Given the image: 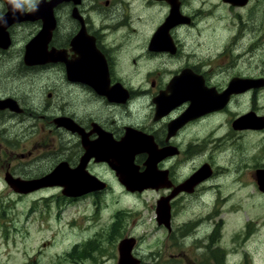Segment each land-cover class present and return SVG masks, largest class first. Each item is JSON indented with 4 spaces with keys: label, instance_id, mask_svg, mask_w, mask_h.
<instances>
[{
    "label": "flooded vegetation",
    "instance_id": "1",
    "mask_svg": "<svg viewBox=\"0 0 264 264\" xmlns=\"http://www.w3.org/2000/svg\"><path fill=\"white\" fill-rule=\"evenodd\" d=\"M207 1L209 8L200 7ZM262 1L16 0L10 5L9 0H0V17L7 19V23L0 21V176L8 185L7 178L18 180L15 188L9 185L15 199L32 200L28 209L38 212L43 222L52 210L58 219L77 207L69 223L79 233L88 230L86 205L93 210L89 215L102 217L105 198L116 187L127 198L153 191L157 194L155 231L164 233L169 258L160 261L163 251L158 250L148 262H242L240 248L254 236L255 222L249 221L241 233L233 231L226 243L227 228H233V223L219 218L213 205L217 167L224 165L214 164L207 149V130L197 126L230 112L234 117L228 128L239 139L252 130L264 133V111L258 103L264 92V68L245 56L254 48L264 50V38L257 32L259 26H254L253 33L248 24L233 27L231 47L222 49L216 44L214 52L208 53L213 58L197 61L190 58L179 34L188 27L200 28L203 22L197 19L210 8L220 20L223 7L241 13ZM138 4L139 15L135 13ZM142 18L148 23L133 25ZM45 25L48 29L40 37ZM148 25L153 27L144 45L135 57L129 55L132 43L127 47L126 43L131 34ZM248 38L254 41L243 44ZM30 43L34 45L27 50ZM94 55L97 60L92 61ZM146 56L145 72L138 80L124 73L125 62L142 61ZM79 57L83 62L74 64L82 60ZM154 63L163 65L152 70ZM226 70L231 72L223 78ZM234 80H250V86L235 90L226 100L225 91ZM217 95H224L221 105L202 107L204 100ZM191 105L200 107L196 111ZM244 105L250 106L244 109ZM259 170H264V164L252 176L264 199L260 186L264 174H257ZM123 178L132 180L133 189L122 183ZM33 180L47 183L32 189L19 182ZM75 185L79 189L71 188ZM228 197H223L228 211L241 216V209L230 204ZM121 214L120 209L113 213L109 234L116 240V264L119 246L126 240L131 243L129 263L148 264L142 245L149 231L121 232ZM95 243L89 242L88 235L81 237L63 257L73 264H90L91 258H97L92 252L98 250ZM246 249L249 256L251 250Z\"/></svg>",
    "mask_w": 264,
    "mask_h": 264
},
{
    "label": "rangeland",
    "instance_id": "2",
    "mask_svg": "<svg viewBox=\"0 0 264 264\" xmlns=\"http://www.w3.org/2000/svg\"><path fill=\"white\" fill-rule=\"evenodd\" d=\"M208 3L209 1L202 3L200 7L209 8ZM138 6L139 4L136 5L135 13L139 15L140 7ZM210 9L199 15L197 22H203L200 24V28H196L198 25L188 27L179 34L184 39V43L187 44L186 52L189 53L188 55L192 60L199 61L202 58H213L208 53L214 52L216 44L222 45V49L227 45L231 47L234 44L233 27H246L248 24L249 31L253 33L256 31L254 26H256V29L259 26L257 32L264 38V0L258 6L253 3L250 4L246 9H242L241 13L237 12V9L223 7L224 17L220 16V20L215 17L213 8ZM137 23L147 24L148 22L142 18L140 20L135 19L133 25L138 26ZM150 25L143 26L137 32L134 31L131 34L129 41L126 43V47L129 46V43H132L129 47V55L135 57V54L139 52V46L144 45L145 35L150 33L153 27V25L151 27ZM253 41L254 39L248 38L243 44ZM224 54L223 51L221 56ZM246 54L245 56L248 58L254 59L253 64L259 65V63H262L264 68V50L254 48L253 51L246 52ZM144 60H148V57H144L142 61L125 62L124 73L138 80L139 75L145 72V68H143L145 67ZM157 63L150 64V68L154 70L163 65ZM257 69L259 70V68ZM164 71L166 73V70ZM230 72L226 70L222 73V77L225 78ZM260 72L258 73H264V71ZM258 103L260 109L264 111V92L259 96ZM249 106L244 105V109ZM220 116V119H216L215 122L197 126L199 129L205 128L207 130L206 135L209 136L207 149L213 154L214 164L216 166L218 164L224 165L217 167L218 175L214 181L216 185L214 187L213 205L216 211L219 212V218L223 217L226 221L230 220L233 223V228H227L226 235H228V238H226V243L230 242L233 231L241 233L242 229L244 231L247 228L249 221L254 220L255 224L251 227V231L255 227L254 236L249 237V241L246 243L247 246L242 247L243 249L240 248L244 260L238 264H264V199L258 195L260 190L256 188L252 176L255 169L264 164V133L252 130L245 132L239 139L237 134L231 132L228 128L231 126L234 116L230 112H223ZM218 124L220 127H217ZM219 128L220 130L216 133ZM229 141L231 143L228 144ZM202 145L205 148L206 143L202 142ZM243 162L248 163V165ZM3 179L4 177L0 176V264H73L71 260L63 256L71 248L74 241L87 235L89 242L95 240V245L98 248V250H92L97 258L96 260L91 258L90 264H116L118 255L114 248L116 240L115 238L112 239L109 234L113 225V218L111 217L118 209L122 213L120 215L121 232L132 233L133 229L134 232L138 230L140 233H143L145 229L149 231V233H146L142 245L145 254L144 262H148L151 254L158 250L163 251L160 261L169 258L164 242V233L155 231L153 220L156 216L154 202L157 194L153 191H147V193L139 195L141 197L127 198L125 192L116 187L105 198L106 209L102 211V217L94 215L95 218H93L92 215H89L93 210L85 204L87 217V228L85 229L88 230L78 233L76 226L69 223L74 219L77 207L74 206L62 215L57 216L58 219L55 218V213L52 210L51 213L45 214L43 222L38 219V212L35 211L32 214L28 209L32 200L27 198L16 200L12 189ZM114 185L116 186L115 182ZM226 194L229 195L227 199L231 200L229 203H236L238 208L241 209V216L235 215V213L237 214L236 211H228L227 200H222ZM90 217L94 220H90ZM132 222H136L135 228ZM147 224L152 226L150 230ZM156 234H158V237ZM246 248L251 250L249 256H247ZM58 253L60 254L59 258L56 257ZM57 259L59 260L57 261ZM148 264L161 263L157 261L154 263L148 262ZM163 264L174 263L167 262Z\"/></svg>",
    "mask_w": 264,
    "mask_h": 264
},
{
    "label": "water",
    "instance_id": "3",
    "mask_svg": "<svg viewBox=\"0 0 264 264\" xmlns=\"http://www.w3.org/2000/svg\"><path fill=\"white\" fill-rule=\"evenodd\" d=\"M38 11V10H37ZM43 14H44V12H43ZM46 14V13H45ZM46 19H47V22L48 23H50V18H49V15H46ZM172 19V18H171ZM170 19V20H171ZM169 20V21H170ZM46 23V22H45ZM171 24V23H170ZM47 25H49V24H47ZM169 25V24H168ZM46 26V25H45ZM44 26V27H45ZM163 28V27H162ZM46 29H48L47 28V26L44 28V30L42 31V33L41 34H39V36L40 37H43L44 36V34H45V32H46ZM160 31V30H159ZM164 33V32H163ZM162 35V34H161ZM166 35V34H165ZM160 36V35H159ZM163 36V35H162ZM161 38V37H160ZM159 38V39H160ZM164 39H165V36L163 37ZM37 39V38H36ZM44 39V38H43ZM158 39V40H159ZM41 40V39H40ZM161 40V39H160ZM163 40V39H162ZM168 40V39H167ZM157 41V40H156ZM170 41V40H169ZM35 41H33V43H34ZM159 42V41H158ZM168 42V41H167ZM29 44L28 45V47H27V50H29L31 47H32V45H34V44ZM153 44H154V41H153ZM152 44V45H153ZM151 45V46H152ZM156 47V46H155ZM155 49V48H154ZM38 51V50H37ZM40 52V51H39ZM38 52V53H39ZM28 53V52H27ZM38 56V55H37ZM54 56V55H53ZM31 57V56H30ZM79 58H81V57H79ZM84 58V57H83ZM86 58V57H85ZM82 59V58H81ZM83 60L84 59H82V60H80V61H75V62H73L74 64H77V63H82L83 62ZM94 60H97L96 59V57H95V55H94V57H93V60L92 61H94ZM91 62V61H90ZM77 66V65H76ZM239 82H241V83H239ZM249 82H250V80H234V81H232L231 82V84H230V86H229V88H227L226 89V93L224 94L225 95V99L227 100V98H228V96L231 94V93H233L235 90H241V89H245V87H248V86H250V85H247V84H249ZM239 83V84H238ZM244 83H246V84H244ZM253 84V83H252ZM243 85V86H242ZM241 86V87H240ZM209 92V91H208ZM212 92V91H211ZM209 94V93H208ZM196 95V94H195ZM198 95V94H197ZM213 95V94H212ZM224 95H217V96H219V97H217L216 96V98L214 99H206V100H204L203 102V104H202V107L204 106L205 108L206 107H211V106H213V105H221L222 104V102H223V99H224ZM205 96V95H204ZM222 98V101L220 102V100H221V98ZM212 98V97H211ZM193 100V99H192ZM207 100H208V102H207ZM215 101V102H214ZM207 102V103H206ZM218 104H217V103ZM205 104V105H204ZM210 104V105H209ZM212 104V105H211ZM198 105V104H197ZM192 106V110H196L197 111V109L200 107V106H196V105H191ZM196 106V107H195ZM203 107V108H204ZM216 107V106H215ZM210 109V108H209ZM207 110V109H206ZM191 111V108L189 109V111L188 112H190ZM254 115V114H253ZM256 117V116H255ZM240 121V119L238 120V121H236L235 122V125H237L238 124V122ZM260 173V176H262L261 174H264V170H259L258 172H257V174H259ZM130 178V177H129ZM129 178H123V179H121V181H122V183H124L125 185H126V187L127 188H129V189H133V183H132V180H130ZM142 178V177H141ZM263 179V178H262ZM7 180V182L9 183V185L11 186V187H13V188H15L16 187V185L18 184L17 183V181H15L14 179H6ZM145 181V180H144ZM20 183H25V185L27 186V187H31L32 189H34V187H36L39 183H47V182H45V181H38V180H33V181H28V182H23V181H19ZM264 183V182H263ZM19 185V184H18ZM43 185V184H42ZM136 186V185H135ZM147 186V185H146ZM260 186H261V189L262 190H264V184L262 185V183L260 182ZM20 187H21V189H22V186H21V184H20ZM26 187V188H27ZM143 187V186H142ZM37 188V187H36ZM72 189H79V187L77 186V185H75V186H72L71 187ZM136 188H137V186H136ZM167 214V213H166ZM130 240H126V241H122V243L120 244V246H119V252H120V259H119V264H132V262L131 263H129L130 262V260L132 259L131 258V251H130V248H131V243L129 242ZM133 244V243H132Z\"/></svg>",
    "mask_w": 264,
    "mask_h": 264
},
{
    "label": "clouds",
    "instance_id": "4",
    "mask_svg": "<svg viewBox=\"0 0 264 264\" xmlns=\"http://www.w3.org/2000/svg\"><path fill=\"white\" fill-rule=\"evenodd\" d=\"M16 0H9L10 5H15ZM0 21H3V23H7L6 17H0Z\"/></svg>",
    "mask_w": 264,
    "mask_h": 264
},
{
    "label": "bare ground",
    "instance_id": "5",
    "mask_svg": "<svg viewBox=\"0 0 264 264\" xmlns=\"http://www.w3.org/2000/svg\"><path fill=\"white\" fill-rule=\"evenodd\" d=\"M224 200V199H223Z\"/></svg>",
    "mask_w": 264,
    "mask_h": 264
}]
</instances>
